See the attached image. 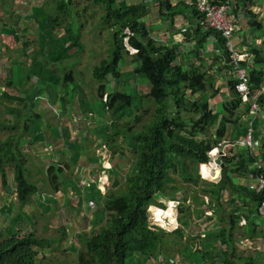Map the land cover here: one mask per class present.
<instances>
[{
	"label": "trees",
	"instance_id": "obj_1",
	"mask_svg": "<svg viewBox=\"0 0 264 264\" xmlns=\"http://www.w3.org/2000/svg\"><path fill=\"white\" fill-rule=\"evenodd\" d=\"M88 1L95 6L100 5L103 7L102 27L111 30V40L114 45V50L110 56L102 58L92 68L93 79L99 82L97 92L100 101L105 110L112 113L113 121L110 123V127L115 128L114 133L108 134L109 137L107 139L103 137L107 144H102L103 141L99 143L107 146L110 150V161L113 165L116 166L120 161L124 155L123 153L126 152V147L132 149L135 154V161L132 175L125 178V189L121 190L117 195L112 191L114 186L116 187L115 189L120 186L117 179L114 178L112 188L104 194L98 189V179L93 181L88 179L89 170L86 169L85 175L87 178L84 181L86 182V188L88 187L90 193L93 187L97 188L101 198L99 206L103 203V207L101 206V209L93 211L91 231L95 232L87 237L78 235L79 241L84 245V249L79 250L77 264H151L157 252L163 253L162 246L166 244V240L168 243V235L178 236L182 234V226L173 230L170 234L166 233L164 228L159 227L154 222L152 211L149 209L152 206L166 207L165 204L161 205L157 202L163 198H175L174 195L178 189L173 186L175 179L171 174H186L187 161L190 160L194 164V176L197 174L198 179L186 177L185 180L197 185L201 181L199 179L201 178L198 168L199 164L209 160L208 152L212 146L222 140L237 144L239 139H243L249 134L250 128L253 129L254 139L261 142V153L252 155L249 153L247 146H243L244 150L236 154L229 149V154L221 161L222 168L218 183L206 182L208 188L200 187L198 192L205 194L204 196H209L210 202L220 207L225 194H228V191H232L236 194L238 200L242 202L243 206L249 210L248 214L250 212L252 214L254 212L261 214L259 207L264 202V191L259 193L251 192L246 188L245 184L241 185L233 181L235 176L240 179L246 178L250 173H253L252 166L256 160L263 163L261 173H264V134L260 130V116L256 122L252 120V116L248 113L250 107L243 105L241 96L237 92L236 86L242 82V79L239 78L237 72H234L232 50L229 48L222 33L217 29H205L202 24L204 15L189 4L195 15L189 23V29H181L185 38L194 42L193 49L190 50L191 52L193 51L194 57L187 69L183 67V60L189 51L181 54L182 61H180L179 58L176 59L178 56L176 51L178 49L175 45H163L157 43L151 37L150 28L145 24L147 7L143 3L144 0L137 5L130 4L128 0ZM209 1L213 4H220L231 0ZM252 1L236 0L234 5L235 14L240 6L245 7L247 3ZM53 2L56 4L55 14L57 16L49 15L50 17L46 21L38 20V17H36V20L39 21V33L41 34V29H45L48 26L52 34L49 40L43 39L45 44L42 45V53H45L44 58L46 59H37L38 53L31 57L32 64L28 69L27 79L25 74L27 84L23 86L28 91L34 86L32 85V77L36 78L38 83L46 79V83L52 82L51 84L56 87L63 84L66 88L74 83V69L69 70L62 78L58 67L53 66L70 59L73 55L71 52L73 48H77L78 51L83 46L79 40V35H81L82 31L77 35L73 31L72 20L66 23L68 16L72 19L71 6L74 7L72 1L53 0ZM157 2L161 6V10H164L161 15L164 17L168 15L171 18L168 23L171 25L173 17L179 15V13L173 11L169 0H158ZM189 6H186L187 11ZM84 11H86V8H84ZM64 17H66L65 20ZM235 17L242 29L232 35L233 50L239 53L250 54L252 52L251 54H253V63L249 64L248 61L241 62L240 67L247 69L245 79H247L249 89L261 112L264 110V91H262V83L264 82V47L259 49L252 48L250 52L248 50H240L241 44L237 45L236 42L241 38L240 32L243 31V26L239 22L237 14ZM0 19L2 20L1 16ZM41 22L44 23L42 24ZM57 25L58 28L63 29L60 37L54 36ZM15 31L17 32L10 33V36L14 38L16 47L19 44L26 45L29 43V41H23L22 43L18 39V34L22 31ZM0 37H2V33ZM127 42L136 50L135 53H131L128 49L126 46ZM209 46H212L211 50L214 60L221 64V67H218L220 74H222L223 67L225 73L228 72L230 76H228V80L225 79L224 85L229 91L230 98L220 102L217 110L210 103V100L218 94V88H215L216 80L213 74L208 73V76L205 62L195 63V60L199 61L202 59L201 50L208 49ZM248 59L249 57H246V60ZM125 60H128V66H131L132 63V67L134 65L131 75L139 76L146 85H149L148 93L144 97L123 91L110 92L108 90L109 78L121 81L120 79L124 76L122 66ZM221 62H223L224 66ZM15 63L18 62L15 61ZM35 66L36 69H34ZM49 67L53 68L52 73ZM132 80L133 78L130 79V81ZM8 85V88L17 87L12 81H9ZM47 88H50V84ZM210 90L214 91L213 95L209 93ZM16 92L15 90V96L17 95ZM145 98L154 106L150 114L152 118L146 126L140 131L134 132L133 128L127 124L124 128L126 130L125 133L120 130L119 132L116 131L121 119L131 117L134 110H137L138 113L140 112ZM243 108L245 111H242V113L245 116L238 111ZM145 111L147 112V110ZM183 112L190 114L189 118L184 119ZM21 116H19L18 123ZM89 117H92V114H89ZM40 118V115L36 117L28 116V119L33 120H40ZM136 120L138 121L137 116L133 120L134 125ZM215 122L217 126H214ZM29 128L28 124L25 125L26 130ZM71 128L74 132L76 129L82 130L81 124H74ZM43 129L48 130V126ZM41 131L42 129L39 132L41 133ZM261 133L263 134L262 136L260 135ZM121 137L123 138L121 140L123 143L119 144ZM33 138L37 142L40 136L35 134L32 136ZM11 141L13 142L11 143ZM81 141L82 139H80ZM16 145L17 143L11 137L3 141L0 140V179L2 187L0 198L4 199L3 203L0 200V209H2L0 211L4 213V217L9 218L10 223L16 222L15 224H18L25 222V220L28 223L30 216L27 215L25 219L19 214L20 211L13 215V208H15L13 203L18 208H25L26 212L30 214L32 212L30 205L34 201L40 203L43 198L44 200H50L49 197L52 192L58 193L61 190L76 192L78 187L76 181H72V189L66 190L63 188V185L66 184L64 172L70 165L67 163L62 167L60 162L50 164L46 178L40 176V178L37 177L38 180L31 179L34 181L32 182L28 177L27 169H29V166L26 167L27 159L21 156L20 150L15 149ZM68 145L72 144L68 142ZM76 145L74 143L73 146ZM75 150L76 153L71 156L74 163L84 156V153L79 152L80 149ZM94 163L99 165L100 170L104 169L99 158L95 157ZM7 167L11 168L12 174L8 172L6 174ZM44 181H48L52 190L51 193L46 188H40ZM82 190L84 191L85 188ZM167 190H170L169 194H167ZM89 200L93 202L92 199ZM193 200L199 201L197 194L193 195ZM249 200L254 203V208L248 204ZM199 202L204 204V201ZM65 203L67 205V200H65ZM78 205H80L79 202ZM27 209H30V212ZM179 211L180 224L184 218L191 221L193 214L191 207L182 206ZM248 214L245 215L247 218H249ZM240 216L242 215L235 216L236 222ZM10 223L8 226L5 225L3 227L0 224V264H37L36 258L38 254L41 251L45 253L46 247H51L55 239L39 236L34 229L23 234L17 229L7 232ZM187 223L184 222L183 225L185 226ZM234 223L235 220L230 219V225L233 226ZM97 227L98 229L94 230ZM67 230V226L61 227V236L57 239L61 247L67 239ZM231 234L232 232L227 233L224 229H219V236L222 238L223 243L226 237ZM226 246L227 248L230 247L229 244ZM72 248L75 249L74 247ZM164 252L166 251L164 250ZM229 253L228 251L227 257L225 256V261H223L224 263H230L228 259ZM170 259L172 260V257Z\"/></svg>",
	"mask_w": 264,
	"mask_h": 264
},
{
	"label": "rangeland",
	"instance_id": "obj_2",
	"mask_svg": "<svg viewBox=\"0 0 264 264\" xmlns=\"http://www.w3.org/2000/svg\"><path fill=\"white\" fill-rule=\"evenodd\" d=\"M71 1L72 4H74V7L71 6L72 19L68 16L66 23L72 20V28L77 35L82 31L81 35H79V40L82 42L83 46L78 49V51L77 48H73L71 50L73 55L70 59L58 63L53 67H58L59 74L62 78L69 70L74 69V83L66 88L63 84L57 85L56 87L54 84H51L52 82L46 83V79L38 83L36 82L37 79L32 77V85L34 86L29 91L23 86L27 84L28 69L32 64L31 57L38 53L37 59H46L44 58L45 53H42V45L45 44L43 39L45 38L46 41L49 40L52 34L48 26L45 29H41L42 33L40 34L34 19L38 17V20L41 19L42 21H46L47 18L50 17L49 15L57 16L55 14L56 4L53 0H19L17 4L18 7L24 9V11L21 12V8H13L15 5L11 0L0 1L1 9L5 10V15L2 16V20L0 19V34L2 33V36H9L8 38L0 37V140L3 141L9 137L14 139L15 143H17L15 149L20 150L21 156L27 159L26 167L29 166L27 170L30 180L33 178L38 180L40 176L46 178L48 168L53 162H60L62 167L69 163L70 166L66 168L64 172L66 184L63 185V188L66 190L72 189L73 182L75 181L78 187V191L76 192L70 190L65 192L61 190L60 193H53L48 181L42 182L40 188H46L50 190V193L52 192L49 197L50 200L58 204L65 203V200H67V205L61 207L55 204L42 211L41 207L40 209H36L33 204L31 208L34 209V212H30V209H27V211L30 212L29 214L26 212L25 208H18L15 203H13L15 208H13L12 214L14 215L16 212L20 211L19 214L25 219L26 216L29 215L30 221L28 223L26 220L18 224H15L16 222L10 223L9 218L4 217V213H0V224L2 227L5 225L8 226L10 223L7 232L17 229L23 234L24 232L34 229L39 236L55 239L51 247L45 248V253L43 251L40 252V256L38 257L39 264H77L79 250L84 249V245L79 241L78 235L87 237L95 232L91 231L93 211L101 209V206L103 207V203L99 206L101 198L97 188L93 187L91 193L88 187L86 188V182L84 181L87 176L85 172H87L86 169L89 170L88 179L90 181L97 179L98 170H100V168L98 164L94 163V158L99 154L98 151L100 146L102 144H107L103 137L107 139V137H109L108 134L111 132L114 133L115 131V128L110 127V123L113 121L112 113L105 110L103 107L97 92L99 82L95 81L92 76L93 66L98 64L102 58L109 57L114 50L113 41L111 40L112 32L102 27V14L104 13L102 6H95L88 0ZM186 3L189 5L190 0H186ZM31 7H34L33 11ZM12 8L15 10L14 12H12ZM36 8L39 9L36 10ZM84 8H86V11H84ZM178 13L180 15H185L186 6H181ZM44 15L46 16L40 18V16ZM65 18L66 17H64V20ZM162 19L170 20L171 18L167 15ZM149 22L150 21L147 23ZM41 23L43 24L44 22ZM56 27L57 30L54 36L60 37L63 29L58 28V25ZM15 30L22 31L18 34V39L21 40L22 43L23 41H29V43L26 45L19 44L15 47L14 38L10 36V33L17 32ZM181 45L180 43V46ZM178 53L179 51H176V55ZM4 58L7 60H4ZM15 61L19 64L15 63ZM191 62L192 56L190 55L184 60L183 67L188 69ZM127 63L128 60H125L123 63L122 72L124 76L120 79L121 81H115L112 78L108 79V90L110 92L123 91L144 97L145 94L148 93L149 85H146L139 76H132L134 65L132 67V63L131 66H128ZM205 63L208 69V72L206 70L207 74L213 72L214 79L218 80L221 75L218 68L221 66L220 62L215 61L213 56H209V58L205 60ZM49 68L52 73L53 68ZM34 69H36V66ZM131 78H133L132 81H130ZM9 81H12L17 87L8 88ZM49 84L50 88H47ZM262 85L264 89V82ZM15 90L17 91L16 96L14 95ZM209 93L213 95L214 91L210 90ZM217 100L218 96L215 98V101ZM153 108V104L151 102L149 103L145 98L140 112L138 113L137 110H134L131 117L121 119L116 131L119 132L120 130L125 133L126 130L124 128L127 124L133 128L134 132L140 131L152 118L150 114ZM145 110H147V112ZM89 114H92V117H89ZM242 114L245 116L244 113ZM27 115L34 117L40 115L41 118L40 120H38L39 118L36 120L28 119ZM182 115L184 119L190 116V114L184 112ZM19 116H21V119L18 123ZM135 116L138 117V121L136 120V124L134 125L133 120H135ZM79 123L81 124L82 130L76 129L75 132L72 131L71 126L74 124L80 125ZM27 124L30 126L28 130L25 129V125ZM45 126H48V130L43 129ZM40 129H42L41 133L39 132ZM261 130L264 131V125H262ZM35 134L40 136L37 142L35 138L30 140V135L34 136ZM59 135L61 137H59ZM60 138L61 140L77 145L74 148L68 147L69 145L65 144L60 145ZM80 139H82L81 142ZM121 140H123L122 137L119 140V144L123 143ZM101 141H103L102 144H100ZM12 142L13 141H11V143ZM75 149H80L79 152L84 153L82 159H78L76 163L71 159L73 153H76ZM123 154L120 163L114 168L115 173H118L121 177L119 188L115 189L116 187L114 186L112 189L116 195L120 193L121 190L125 189V176L128 174L127 169L135 161V154L130 147H126V152ZM193 168L194 164L188 160L186 174H171L175 179L173 186L178 189L174 196L182 195L185 198L192 199L193 195L197 194L199 201H204L202 199V194L198 192L199 188H208L206 182L211 183V181L199 178L201 181H199L197 185H194L191 181H186V177L194 178L195 180L198 179L197 174L194 176ZM206 170L207 169H205V174ZM7 172L12 174L10 167L6 168V174ZM99 174H103V169L100 170ZM233 181L238 183L237 176L233 178ZM83 188H85L84 191L82 190ZM110 188H112V186H110ZM102 190L106 192L109 189ZM169 193L170 190H167V194ZM89 199H92L93 202ZM229 200L234 203L238 201L236 194L232 191H229L226 201H222L224 211L228 209L227 202H229ZM78 202L80 205H78ZM206 202L210 201H204V203ZM195 206L199 205L195 204ZM218 208V205L210 203L204 210L200 208L199 211L193 212V214H195V219L192 220L191 227L195 228V231L200 232L203 222L210 223L207 231H209V229L212 230L213 225L222 226L220 221H222L223 218ZM165 210L164 214L163 212H159L155 215L158 220V225H162L163 227L165 226V218L172 223L175 222L174 217L171 215V210L169 208H165ZM234 214L241 215L237 207L234 208ZM242 219L244 220L243 223H241ZM245 219H247L245 216H240L239 220L237 222L235 221L234 225L227 230V233H240L243 231H246L247 234L255 233L254 229L249 230L241 227L245 226ZM32 222L34 223L32 224ZM149 222L152 223L151 220H149ZM239 223H241V225ZM238 225H240V227H238ZM62 226H67L68 232L67 239H64V245L61 247L57 239L61 236ZM97 229L98 227L94 230ZM171 232H173L172 229L166 231L168 234ZM173 237L176 238L175 235H173ZM200 237L195 235V241L199 242ZM209 243H211V241L207 242V239H202V248L198 249L191 246V253L188 254L190 263H203L204 255H211L214 252L209 247H206ZM217 243H219L220 247L221 244H224L222 241H218ZM162 250L167 260L163 262L157 261V264L170 263V257H172V261H174V256L172 255H174L176 251L175 242L170 244L169 242L167 243L166 240V244L162 246ZM164 250L166 252H164ZM228 251L231 252L230 250ZM203 252H207V254L203 255ZM230 256L231 254L229 253V257Z\"/></svg>",
	"mask_w": 264,
	"mask_h": 264
},
{
	"label": "crops",
	"instance_id": "obj_3",
	"mask_svg": "<svg viewBox=\"0 0 264 264\" xmlns=\"http://www.w3.org/2000/svg\"><path fill=\"white\" fill-rule=\"evenodd\" d=\"M0 1H5V0H0ZM18 1L19 0H11V2H14L15 7L13 8H21L20 11H24L22 7H18ZM158 0H144V4L146 5V11H147V17H146V26L150 28L151 32V37L157 42L161 43L163 45H168L172 46L175 45L179 51L178 56L176 59L179 58L181 60V54L185 51H189V53L186 55L185 59L188 58L190 55L193 56V51L191 52L190 50L193 49L194 42L192 40L186 39L185 36L181 33V29H189V23L192 21L193 16L195 15V12L193 9L186 3V0H169L170 6L173 8V11L179 12V9L181 6H189L188 11L186 9L185 15H176L173 17V23L169 25V20L162 19L164 16L161 15V12H164V10H161V6L157 2ZM213 1V0H212ZM130 4H141L142 0H128ZM12 8V12L15 10ZM32 11L34 7H31ZM236 14L239 17V22L242 23L243 26V31L240 32L241 38L237 40L236 44L240 45V50H248L249 52L251 51L252 48H263L264 47V0H253L251 3H247L245 7L240 6L238 8ZM5 15V10H2L0 7V16ZM41 17V16H40ZM36 22V26H38L39 21L34 19ZM150 21L149 23H147ZM185 29V30H186ZM3 38H8L4 37ZM180 43L182 44L180 46ZM211 44V43H210ZM209 44V45H210ZM16 47V46H15ZM212 46L208 47V49L201 50V60H195V63L200 64L204 63L206 59L209 58V56L212 55ZM252 53V52H251ZM250 53V54H251ZM246 57H249L248 63L251 64L253 63V54H248L245 53ZM184 59V60H185ZM4 60H7L4 58ZM183 60V62H184ZM202 61V62H201ZM245 62V61H242ZM223 65V62H221ZM224 66V65H223ZM221 67V66H220ZM206 72V70H205ZM213 74V72H211ZM209 76V75H208ZM229 73L226 72L222 67V74L220 75L219 79L216 80L215 83V88H218V94L215 95V98L218 96V100L215 101V98L210 100L211 106L217 110L220 106V102H224L228 98H230V94L228 89L224 86L225 85V79L228 80ZM230 77V76H229ZM264 91V89H263ZM213 101V102H212ZM239 112L242 113V111H245L243 108L242 110H238ZM260 119V130L262 125H264V110L261 111V115L259 117ZM214 126H217V123H214ZM262 133L264 134V131L261 130ZM64 132V131H63ZM260 134L261 136L263 134ZM60 134V133H59ZM59 137H61L59 135ZM32 139V136L30 137V140ZM60 145L65 144L68 145V142L64 140H59ZM233 146L230 148L235 154L238 152L243 151V146L238 145L236 143H231ZM74 143L68 147H72ZM76 146H73V148ZM104 145H101L99 148V153L106 157L104 160V164L106 169H103V174H99L100 170H98V176L99 180H97L98 183V189L101 190L104 194L107 192L103 191L102 189H110V186L114 183V178L118 180V184L121 182V177L118 173H115L114 168L117 167L118 165H113L112 162L110 161V150L107 148H103ZM120 161L117 163L119 164ZM134 170V162L128 167L127 169V175L125 178L130 177L133 173ZM113 172V175H112ZM104 175V176H103ZM111 181V182H110ZM126 182V181H125ZM249 182V179L246 178H238V183L241 185H244ZM102 187V189H101ZM2 187L0 186V194H1ZM44 192V191H43ZM41 192L42 194H44ZM60 193V192H58ZM229 193V191H228ZM205 194H202V199L204 201H210L209 196H204ZM227 193L224 196V202L226 201ZM175 197L181 198L183 202L185 203L184 206H189L192 208L193 212L197 211V209L200 210L202 208L204 210L205 207H207L211 202H206L204 204H201L199 201H195L190 198H185L184 196L176 195ZM0 200H3L2 197ZM237 203H234L233 201L229 200L227 202L228 209L224 211V206L223 202L221 206L218 208L219 211L221 212V217L223 218L221 222L222 226H212V230H208V226L206 225H201L200 232L195 231V228L191 227L192 226V220L195 219V214H192L191 221L189 219L184 218L180 224V227L182 226V234L176 236V238L173 237V235H168V242L171 244L172 242L176 243V251L174 253V258L175 260L170 263L166 262L163 264H198V263H190V258L188 256L189 253H191V246L193 248H202V239H207V242H210L207 244V248L209 247L211 250L214 252L211 255H204L207 254V252H203L204 255V262L199 263V264H264V214H248L247 212L249 211L247 208H245L242 204L241 201H236ZM198 204L199 206H195V204ZM36 207V209L41 210H46L49 207L58 204L53 200H43L38 203L37 201H34L33 203ZM30 205V208L33 206ZM248 204L254 208V203L251 202L250 200L248 201ZM61 207L66 206V203H61L58 204ZM237 207L239 213L243 216L248 214V217L245 219L246 224L244 227L245 229L249 230H255V233H250L247 234L246 231L240 232V233H235L232 232L231 235H228L226 239L224 240V244H221V247L219 246L218 241H222V238L219 236V229H224L225 232H227V229L230 225V219H235V216L237 214H234V208ZM197 208V209H195ZM252 208V209H253ZM2 210V209H0ZM32 212H34V209H32ZM198 210V211H199ZM202 211V210H201ZM1 213V211H0ZM2 215V214H1ZM3 216V215H2ZM16 218V217H14ZM184 222H188L185 226L183 225ZM241 225V223H239ZM238 225V227H240ZM181 233V232H180ZM179 233V234H180ZM200 233V235H199ZM195 235L201 236L199 242L195 241ZM201 241V242H200ZM223 243V241H222ZM227 244L230 245L229 248H227ZM162 246V245H161ZM161 249V248H160ZM230 250L231 256L228 257L230 260V263H224L225 261V256L227 257V252ZM155 254V258L152 259L153 262L151 264H157V261H165L167 260L165 256L163 255L164 253H159ZM185 256V257H184ZM161 264V263H160Z\"/></svg>",
	"mask_w": 264,
	"mask_h": 264
},
{
	"label": "built area",
	"instance_id": "obj_4",
	"mask_svg": "<svg viewBox=\"0 0 264 264\" xmlns=\"http://www.w3.org/2000/svg\"><path fill=\"white\" fill-rule=\"evenodd\" d=\"M190 4L194 7L195 10H198L201 14L204 15V21L202 22L204 28L219 30L227 41L229 48L232 50L231 56L233 61L232 66L234 68V72H237L239 74V78L242 79V82L236 86L237 92L241 96V101L243 105L250 107V109H248V113H250V115L252 116V120L256 122L260 115L259 105L254 100L253 94L249 89L247 79H245L247 69L240 67V63L242 61H246V54L235 52L233 50L234 43L232 35L234 32L242 29L238 25L237 19L235 17L236 14L234 11V5L236 4V0H231L220 4H213L209 0H193L190 2ZM126 46L131 51V53L136 52V50L132 48L128 42L126 43ZM237 144L247 146L250 151L249 153L252 155L261 153V142L259 140L254 139L252 128H250L249 134L245 138L238 140ZM232 146L233 144L226 140H222L212 146L211 150L208 152L211 161H209L208 164H199L202 177L210 180L213 179V176L206 177L202 173L203 167L208 166L209 168H213L214 173H217V168H220L221 161H223V159L229 154V149ZM103 148L106 149V146L104 145ZM98 156L100 157L103 168L106 169L104 164V160L106 159V157L102 156L100 153L98 154ZM262 167L263 163L258 160L253 163V173H250L248 175L247 178L249 179V182L245 184L250 191L259 193L264 190V173H261ZM216 177L217 176H215V178ZM97 179L99 180V177ZM177 205V201H170L168 202L166 207L171 210V215L174 217L175 222L177 221ZM149 209L152 211L154 222L158 225V220L156 219L155 215H157L159 212H163L164 214L166 210H163L159 207H150ZM259 210L260 213H264V202L260 205ZM243 222L244 220L242 219L241 223ZM174 223L165 218V226H158L164 228L167 231L171 228L174 229L177 227V224Z\"/></svg>",
	"mask_w": 264,
	"mask_h": 264
},
{
	"label": "clouds",
	"instance_id": "obj_5",
	"mask_svg": "<svg viewBox=\"0 0 264 264\" xmlns=\"http://www.w3.org/2000/svg\"><path fill=\"white\" fill-rule=\"evenodd\" d=\"M261 113V112H260ZM260 116V115H259ZM250 152V151H249ZM97 158H99V161L101 162V160H100V157L97 155ZM209 161H211V159L209 158V160L208 161H206V162H201V163H207L208 164V162ZM102 163V162H101ZM205 167V166H204ZM204 167H203V169H202V173L205 175V173H204ZM199 168V167H198ZM209 168V167H208ZM209 170H210V173L212 174V176L214 177L215 176V173H214V170H213V168H209ZM199 172H200V168H199ZM200 176H201V179H204V180H207V181H209L210 179H206V178H204V177H202V175H201V172H200ZM220 180V177L219 178H217L216 177V179L215 178H213V179H211L210 181L211 182H214V183H218V181ZM0 186H1V183H0ZM161 201V202H160ZM170 201H177L178 202V205H177V207H176V210H177V221L175 222L176 224H177V227L176 228H174V229H172V230H175V229H178L179 227H180V222H179V209H180V207H182V206H184V202H183V200L181 199V198H178V197H175V198H170V199H166V198H163V199H161V200H159L157 203L158 204H165V206L167 207V204H168V202H170ZM152 207H156V206H152ZM166 207H159V208H161V209H163V210H165V208ZM174 223V224H175ZM210 223H205V222H203L202 223V225H206V226H208ZM40 254V253H39ZM38 254V256H37V258H36V260H37V264H39V260H38V257L40 256Z\"/></svg>",
	"mask_w": 264,
	"mask_h": 264
},
{
	"label": "water",
	"instance_id": "obj_6",
	"mask_svg": "<svg viewBox=\"0 0 264 264\" xmlns=\"http://www.w3.org/2000/svg\"><path fill=\"white\" fill-rule=\"evenodd\" d=\"M221 168H222V164H220V168H217V173H215V176H217V178L220 177L221 174ZM215 176L213 178H215ZM216 179V178H215Z\"/></svg>",
	"mask_w": 264,
	"mask_h": 264
},
{
	"label": "bare ground",
	"instance_id": "obj_7",
	"mask_svg": "<svg viewBox=\"0 0 264 264\" xmlns=\"http://www.w3.org/2000/svg\"><path fill=\"white\" fill-rule=\"evenodd\" d=\"M205 169H207V170H206V174H205V176H206V177L212 176V174L210 173V170H209L208 166H205V168H204V173H205Z\"/></svg>",
	"mask_w": 264,
	"mask_h": 264
}]
</instances>
